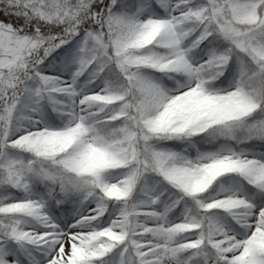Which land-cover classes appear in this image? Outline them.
<instances>
[{"label":"snow or ice","instance_id":"6c2138e0","mask_svg":"<svg viewBox=\"0 0 264 264\" xmlns=\"http://www.w3.org/2000/svg\"><path fill=\"white\" fill-rule=\"evenodd\" d=\"M0 264H264V0H0Z\"/></svg>","mask_w":264,"mask_h":264}]
</instances>
